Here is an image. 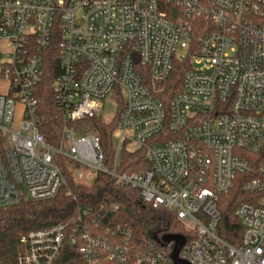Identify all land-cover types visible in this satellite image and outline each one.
<instances>
[{
	"label": "built area",
	"instance_id": "1",
	"mask_svg": "<svg viewBox=\"0 0 264 264\" xmlns=\"http://www.w3.org/2000/svg\"><path fill=\"white\" fill-rule=\"evenodd\" d=\"M167 2L180 10L173 20ZM53 41L54 99L65 122L55 145L39 131L35 95ZM187 56L182 90L166 105L150 85L162 91L155 82ZM0 60L8 87L0 94V208L54 198L65 185L54 162L61 155L76 182L104 173L169 211L182 226L180 260L264 264V0H0ZM110 93L122 102L112 163L98 135L76 138L67 127L100 118ZM17 104L22 122L11 130ZM123 149L142 151L147 167L118 172ZM236 187L246 200L234 209L242 233L232 244L218 233V201ZM92 214L79 208L69 234L84 264H174V241L134 253L130 228L97 233L95 219L86 222ZM67 227L21 236L20 263L53 264Z\"/></svg>",
	"mask_w": 264,
	"mask_h": 264
},
{
	"label": "trees",
	"instance_id": "2",
	"mask_svg": "<svg viewBox=\"0 0 264 264\" xmlns=\"http://www.w3.org/2000/svg\"><path fill=\"white\" fill-rule=\"evenodd\" d=\"M164 10L167 17L172 20L175 19V13L180 12L171 2H167ZM59 65L57 43L53 41L44 51L43 80L35 91L39 102L38 128L46 141L52 145L56 144L65 123L54 99L53 82L60 71ZM190 68V56L177 59L168 77L155 82L156 87L161 88L162 91L152 89L150 85L153 95L168 105L172 96L182 90L184 75ZM121 108L122 103L116 116L109 122H103L100 118L91 119L94 133L100 137L109 163L113 160L112 132ZM142 154V151L135 154L123 149L118 158L117 171L133 172L146 168L147 163ZM54 162L65 179V185L54 198L31 202L22 197L15 204L0 208V264H21V258L25 254L24 246L20 242L21 236L30 231L47 230L58 223L68 224V227L60 252L53 264H84L76 246L69 240L78 210L83 206L93 209L91 219L86 222L90 227L94 224L98 225L97 233L116 225L130 228V250L134 253H140L149 242L163 240L164 235L181 234L182 226L174 216L169 211L145 204L138 190L120 186L113 177L104 173H98L90 184L76 182L72 178L70 161L61 155H56ZM245 200L246 193L238 187L219 197L218 209L221 219L218 233L232 244L238 243L242 233V225L234 215V209ZM113 206L116 209H113Z\"/></svg>",
	"mask_w": 264,
	"mask_h": 264
},
{
	"label": "rangeland",
	"instance_id": "3",
	"mask_svg": "<svg viewBox=\"0 0 264 264\" xmlns=\"http://www.w3.org/2000/svg\"><path fill=\"white\" fill-rule=\"evenodd\" d=\"M7 88V81L2 76V65L0 60V94L5 93ZM121 103V100L115 99L113 93H110L104 100L103 111L100 114V119L103 122L111 121L116 116ZM21 122L22 105L17 104L10 129L17 130ZM67 127L73 131V134L76 138H80L86 134L94 133L91 119H82L79 121L69 122Z\"/></svg>",
	"mask_w": 264,
	"mask_h": 264
},
{
	"label": "water",
	"instance_id": "4",
	"mask_svg": "<svg viewBox=\"0 0 264 264\" xmlns=\"http://www.w3.org/2000/svg\"><path fill=\"white\" fill-rule=\"evenodd\" d=\"M162 239L165 242H169V241L175 242V246H174L173 251L171 253V258H172L174 264H188V263H186V262H184L178 258V252H179L182 244L184 243V239L182 236L177 235V234L164 235L162 237Z\"/></svg>",
	"mask_w": 264,
	"mask_h": 264
}]
</instances>
